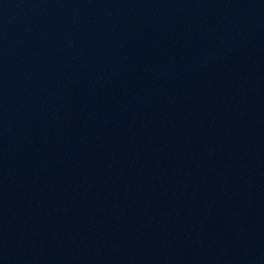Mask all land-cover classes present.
Wrapping results in <instances>:
<instances>
[{
	"label": "water",
	"instance_id": "water-1",
	"mask_svg": "<svg viewBox=\"0 0 264 264\" xmlns=\"http://www.w3.org/2000/svg\"><path fill=\"white\" fill-rule=\"evenodd\" d=\"M0 264H264V0H0Z\"/></svg>",
	"mask_w": 264,
	"mask_h": 264
}]
</instances>
